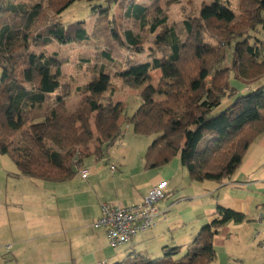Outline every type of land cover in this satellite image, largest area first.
Listing matches in <instances>:
<instances>
[{"label":"trees","instance_id":"trees-1","mask_svg":"<svg viewBox=\"0 0 264 264\" xmlns=\"http://www.w3.org/2000/svg\"><path fill=\"white\" fill-rule=\"evenodd\" d=\"M78 1L0 0V155L30 180L68 182L86 159H102L106 149L123 137L117 124L122 110L112 101L116 87L108 75L100 72L78 88L83 98L67 111L58 94L61 60L56 54L47 57L31 49L53 42L88 44L95 39L82 21L60 22L63 12ZM82 1L90 5L89 12L102 15L100 56L107 62L120 44L132 54L144 52L140 37L132 31L125 30L121 40L113 6L123 19L148 31L153 51L149 60L115 77L138 89L148 82L150 72L161 75L157 86L148 87L142 103L125 118L134 135L153 136L144 155L145 169L164 167L176 158L194 181L230 179L250 145L264 134V62L257 46L246 40L257 26L264 27V0H238L235 11L215 0L202 6L197 16L183 20L180 28L170 25L159 8L139 0ZM206 35L216 44L208 43ZM220 44L229 51L228 68L220 67ZM243 85L248 87L246 93L235 95ZM224 99L230 100L227 107L221 106ZM36 119L41 121L32 127L39 130L31 132L29 124ZM90 144H94L92 151ZM168 194L164 192V199ZM245 221L243 213L216 204L213 219L185 249L164 246L161 257L154 259L132 251L114 264H210L215 258L212 238L227 223Z\"/></svg>","mask_w":264,"mask_h":264},{"label":"crops","instance_id":"crops-1","mask_svg":"<svg viewBox=\"0 0 264 264\" xmlns=\"http://www.w3.org/2000/svg\"><path fill=\"white\" fill-rule=\"evenodd\" d=\"M226 101L222 107L230 104ZM6 157L0 155V249L7 253L10 264L116 263L111 259L110 250L113 248L109 247L104 231L93 228L101 215L100 205L107 202L124 204L123 207L139 204L153 187L162 183L166 184L164 192L169 194L158 203L162 212L159 220L163 223L158 236L187 231L189 236L195 237L206 225L204 222L213 218L218 204L243 213L246 221L240 224L229 222L212 238L215 258L210 264H239L252 250L254 239L258 240L257 252L262 254L264 262L260 237L254 235L264 225V134L250 145L230 179L207 184L206 191L210 198L216 196V202L205 204L192 202L191 197L184 199L183 194L191 196V191L180 193L176 187L170 186L181 167L176 158L164 168L152 172H147L143 166L145 184L137 189V198L134 190L131 192L128 186L122 185L120 171L113 173L114 177L107 179L105 176L106 166L102 163L107 152L102 159H87L91 165H83V168L88 170V178L82 179L76 174L64 183L34 181L20 176ZM113 166L109 164L110 170ZM258 225L262 228L255 231ZM134 247L132 240L130 247L113 251L128 254L134 251ZM216 250L221 257L216 256Z\"/></svg>","mask_w":264,"mask_h":264},{"label":"rangeland","instance_id":"rangeland-1","mask_svg":"<svg viewBox=\"0 0 264 264\" xmlns=\"http://www.w3.org/2000/svg\"><path fill=\"white\" fill-rule=\"evenodd\" d=\"M3 1L6 2L7 0ZM13 1L15 3H26L28 0ZM153 1L139 0V3H142L146 6H156L157 8H159V10H161L162 14L167 17L168 23L170 25L180 28L183 20L197 16L198 10L202 6L210 5L215 0ZM220 1L228 4L230 8L235 11L238 0ZM89 7L90 5L84 3L82 0L72 4L61 15L60 22H62L63 24H69L76 21H82L83 27L87 30V32L90 34H95L96 37L93 41L88 44L72 43L63 46L53 42L47 47H36L33 45L31 49L34 53H42L47 57L56 54L58 56V59L61 60V77L59 79L60 88L58 94L62 96L67 111L74 110L77 104L83 98V96L77 91L78 88H81L90 81L96 79L100 72L109 76L112 85L116 87V93L114 94L112 101L114 103H119L122 110V113L117 118V124L121 125L123 137H121V139L117 141L113 147L106 149L107 157L104 158V162L102 163V165L106 166L105 176H107V179L110 177H114L115 174L113 173H119L120 171V173H122V185L125 184L126 186H128L131 192L134 190V195L139 198V195H137V189L145 184L144 178L142 177V168L143 166H145L144 155L153 140V136L143 137L134 135L132 133L131 124L126 123L125 118L130 117L142 103V96L145 93H148V90L146 89L148 87L155 88L157 86L161 75L159 71L150 72L148 82L138 89L129 88L122 79L115 78L118 72L125 70L129 66L149 60V57L153 51L149 43L150 38L148 31L147 29L141 30L136 23L123 19L119 9L116 6H113L111 14H113V17L115 19L114 25H116L117 27V31L120 35L121 40H124L122 34L125 30L132 31L134 35L140 37L142 43L141 47L143 48L144 52L132 54V52L130 53L126 51L122 44H120L117 50L112 52V61L107 62L100 56V52L103 50L101 45L104 40L101 32L103 24H100V17L102 15L100 13L89 12ZM103 7H105V5ZM243 38H245V36ZM247 39L250 44H255L257 46L260 58L259 60L264 62V27L257 26L254 31L247 34L246 40ZM206 40L212 45L216 44V41L208 38V35H206ZM219 47L223 50L222 63L220 67L228 68L230 65L229 51L223 44H220ZM260 83L261 82L253 85L252 88L258 86ZM247 90V85H243L240 88V91L235 93V95L245 94ZM226 100L228 99H224L221 104H224L223 102H225ZM53 101L54 97L50 99L48 104L50 105V103H52ZM34 114L39 115L42 113L36 112ZM40 121V119H36L29 124L31 132H38V126L35 128L32 126L38 125ZM29 126H27L26 128H29ZM92 131L93 133L95 132L93 128ZM93 147L94 144H90V151L93 150ZM88 160L86 159L83 162V165L85 167L91 165V162ZM110 163L115 165L113 166L114 172L110 170ZM160 168L164 167H159L156 169L146 168V171L152 172L153 170H158ZM210 183L211 182L208 181H205L203 183L192 182L187 172L182 167H179V171L174 180L170 183V186L176 187L177 191H180V193H184V191H191V196L184 193L183 198L186 199V197H191L192 202L201 201L203 202V204H205L216 202V196L214 195V198H210L206 191V189H208L207 184ZM107 204L113 205L109 202H107ZM114 205L123 206L124 204L115 203ZM212 219L213 218H210L204 223L208 224ZM162 224L163 223L161 222V220H159L156 226L151 230L135 236V238L133 239V243L135 245L134 251L136 253H141L154 259L161 257V248L165 245L179 246L182 247V249H185L187 245L192 243L194 236H189L187 231H172L171 234H168L164 237L158 236L157 233L160 232ZM260 226L257 228L255 227V231H260V228H262V226ZM255 234L256 233L254 232V235ZM253 237H251L249 242ZM253 242L254 243L252 245V250H249L248 254H246L245 257L241 259V262L239 264H263L261 259L262 256H260L262 254H260V252H257L256 244L258 243V240L254 239ZM110 255H112V261L120 262L126 257L127 253H124L122 251L115 252L112 249V251L110 250ZM218 255L221 257V253L216 250V256ZM0 264H10L9 258L7 260V253H5V251L1 249Z\"/></svg>","mask_w":264,"mask_h":264},{"label":"built area","instance_id":"built-area-1","mask_svg":"<svg viewBox=\"0 0 264 264\" xmlns=\"http://www.w3.org/2000/svg\"><path fill=\"white\" fill-rule=\"evenodd\" d=\"M262 97L264 98V87ZM79 176L82 179L88 178V170L82 169ZM165 186L166 184L162 183L153 187L139 204L132 206L101 204V215L93 224V228L104 231L111 248L118 250L130 247L135 236L151 230L161 218L162 212L158 208V203L164 199ZM256 237H260V246L264 252V225L262 230L256 233Z\"/></svg>","mask_w":264,"mask_h":264}]
</instances>
